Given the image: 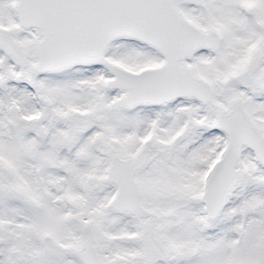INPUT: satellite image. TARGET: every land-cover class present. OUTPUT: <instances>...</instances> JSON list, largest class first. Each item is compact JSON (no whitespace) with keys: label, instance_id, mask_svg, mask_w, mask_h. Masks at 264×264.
Instances as JSON below:
<instances>
[{"label":"snow or ice","instance_id":"snow-or-ice-1","mask_svg":"<svg viewBox=\"0 0 264 264\" xmlns=\"http://www.w3.org/2000/svg\"><path fill=\"white\" fill-rule=\"evenodd\" d=\"M0 264H264V0H0Z\"/></svg>","mask_w":264,"mask_h":264}]
</instances>
